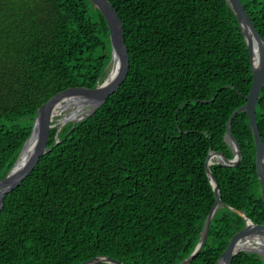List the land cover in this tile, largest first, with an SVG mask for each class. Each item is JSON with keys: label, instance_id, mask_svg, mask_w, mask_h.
Wrapping results in <instances>:
<instances>
[{"label": "trees", "instance_id": "obj_1", "mask_svg": "<svg viewBox=\"0 0 264 264\" xmlns=\"http://www.w3.org/2000/svg\"><path fill=\"white\" fill-rule=\"evenodd\" d=\"M128 55L120 87L93 115L48 133L47 148L4 198L0 264H179L215 199L210 151L227 159L230 114L246 103L249 53L225 0H107ZM264 38V0H239ZM111 59L109 31L90 0H0V180L38 108L68 89H93ZM264 146V84L255 104ZM235 166L212 165L221 201L190 264H216L234 237L264 229V197L245 112L230 125ZM104 264V263H100ZM227 264H264L241 252Z\"/></svg>", "mask_w": 264, "mask_h": 264}, {"label": "water", "instance_id": "obj_2", "mask_svg": "<svg viewBox=\"0 0 264 264\" xmlns=\"http://www.w3.org/2000/svg\"><path fill=\"white\" fill-rule=\"evenodd\" d=\"M95 8L101 13L105 19L109 31V42L111 48V59L106 67L108 74L102 82H97L93 89H68L62 93L52 97L40 108H38L33 121V126L30 135L25 140L19 155L8 171L6 176L0 180V213L3 208L4 198L31 173L39 159L49 152L47 148L48 133L54 128V117L56 112L54 109L60 104L62 110L68 109L71 106L74 109H85V113L79 119H73L72 122L79 123L87 119L102 106V104L118 90L123 81L127 66L128 55L124 44L123 28L118 14L107 0H90ZM232 13L235 15L244 42L246 44L252 74V83L249 94L246 97V103L240 108L233 111L226 123V132L224 136L225 142L231 149L232 158L227 159L219 152L210 151L204 162L205 173L212 187L214 194V205L205 219L202 232L198 243L196 244L190 255L179 264H190L192 260L202 250L209 230L210 222L215 212L225 206L221 201L218 184L210 170L212 165L235 166L241 159L240 147L233 138L230 125L233 118L239 113L245 112L248 118L249 126L254 138L256 150V172L261 186L262 195L264 197V146L258 131L255 120V104L259 92L264 84V38L258 33L249 15L241 5L239 0H225ZM66 121V119H65ZM60 124V122H57ZM64 122L57 128L55 138L61 130ZM215 156L216 162L211 163V158ZM234 213L241 216L245 221V229L232 239L228 247L221 253L216 264H227L234 256L241 252L253 253L259 255L264 260L263 251L257 248H245L244 244L258 245L257 242L264 244V229L256 230L251 227L246 216L242 212L231 209ZM122 264L119 261L105 258L95 257L84 261L80 264Z\"/></svg>", "mask_w": 264, "mask_h": 264}, {"label": "bare ground", "instance_id": "obj_3", "mask_svg": "<svg viewBox=\"0 0 264 264\" xmlns=\"http://www.w3.org/2000/svg\"><path fill=\"white\" fill-rule=\"evenodd\" d=\"M54 111L56 112V116L54 118L61 116L63 113L62 116L64 119H62V120H64V121H65V119L67 121H71L73 119H79L85 113V109H74L71 106H69L68 109H66L64 111V110H62V107L60 104L54 109ZM216 160H217V158L215 156H213L210 161H211V163H214V162H216ZM257 243H258V245L244 244L243 247L251 248V247L255 246L257 248V250L263 251L262 248H263L264 244L263 243L261 244L260 242H257ZM263 254H264V252H263Z\"/></svg>", "mask_w": 264, "mask_h": 264}, {"label": "rangeland", "instance_id": "obj_4", "mask_svg": "<svg viewBox=\"0 0 264 264\" xmlns=\"http://www.w3.org/2000/svg\"><path fill=\"white\" fill-rule=\"evenodd\" d=\"M106 74H108V70H107ZM105 77H106V75H105ZM105 77H104V78H105ZM103 80H104V79H103ZM103 80H102V81H103ZM64 114H65V113H64ZM62 115H63V113H62ZM62 115L59 116V117L54 118V122H53V124H55L54 128H55V127L58 128V127L62 124V122H64L63 126L61 127V129H63V127H64L65 125H67L68 123H71V122H72V120H71V121H67V120L64 121V120H62V119H64ZM57 122H60V124H58ZM18 155H19V154H18Z\"/></svg>", "mask_w": 264, "mask_h": 264}]
</instances>
